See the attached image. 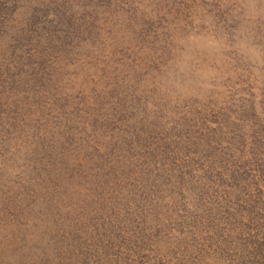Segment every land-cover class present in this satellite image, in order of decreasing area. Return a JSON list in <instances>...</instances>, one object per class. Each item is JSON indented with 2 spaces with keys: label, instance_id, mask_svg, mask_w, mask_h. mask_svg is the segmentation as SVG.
I'll return each mask as SVG.
<instances>
[{
  "label": "rangeland",
  "instance_id": "1",
  "mask_svg": "<svg viewBox=\"0 0 264 264\" xmlns=\"http://www.w3.org/2000/svg\"><path fill=\"white\" fill-rule=\"evenodd\" d=\"M264 0H0V264H264Z\"/></svg>",
  "mask_w": 264,
  "mask_h": 264
},
{
  "label": "clouds",
  "instance_id": "2",
  "mask_svg": "<svg viewBox=\"0 0 264 264\" xmlns=\"http://www.w3.org/2000/svg\"><path fill=\"white\" fill-rule=\"evenodd\" d=\"M255 3L256 0H250ZM238 54L257 72L264 69V47L255 43L248 34L241 32L237 37Z\"/></svg>",
  "mask_w": 264,
  "mask_h": 264
}]
</instances>
